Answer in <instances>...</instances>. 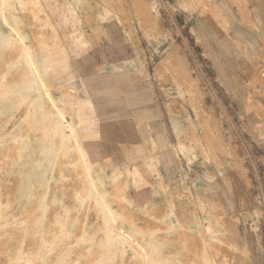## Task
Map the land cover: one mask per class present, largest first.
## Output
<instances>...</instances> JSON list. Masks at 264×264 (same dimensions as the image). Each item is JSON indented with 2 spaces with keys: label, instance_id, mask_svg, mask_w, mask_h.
Masks as SVG:
<instances>
[{
  "label": "rangeland",
  "instance_id": "rangeland-1",
  "mask_svg": "<svg viewBox=\"0 0 264 264\" xmlns=\"http://www.w3.org/2000/svg\"><path fill=\"white\" fill-rule=\"evenodd\" d=\"M221 3L264 44L263 0H0V264L264 263V55Z\"/></svg>",
  "mask_w": 264,
  "mask_h": 264
},
{
  "label": "crops",
  "instance_id": "crops-1",
  "mask_svg": "<svg viewBox=\"0 0 264 264\" xmlns=\"http://www.w3.org/2000/svg\"><path fill=\"white\" fill-rule=\"evenodd\" d=\"M218 7L221 10V13L225 15L226 27L228 28V32H229L227 34L228 39L234 43H240L243 46H245L246 50L250 54L261 53L262 55H264V44L262 42L263 33L260 32L259 35H261L262 37H258L257 34L252 29H249V27H252L251 22L253 23V25H255V27H257L256 22H253V19L251 16V10H249L250 19H248V14L245 11V14H247V18L244 20L240 15L238 16L236 14L237 11L235 9H233L232 7H230L228 5L224 6V4H222V3L219 4ZM256 10H257L256 13L260 14V15L258 14L259 17L262 15L264 16V8H261L260 10H258V9H256ZM117 28L119 29L122 27L118 26ZM258 38H260L259 39L260 42H259ZM123 40H124V38H123ZM217 40H218L216 42V45L218 48L217 54H223V51H222L223 48L228 47L231 49V46H229V45L227 46V44H225L226 43L225 40H222L219 37H217ZM123 43H122V45L124 46ZM221 46H222V48H221ZM256 46H258V48ZM219 60H220L219 61V64H220L219 67L220 66L229 67L230 62L228 59L225 58V56L222 57V55H220ZM219 67L218 68L213 67V71L210 72L214 77L218 76L217 69L219 70ZM121 76L126 77V76H128V74L123 73V74H121ZM222 91H224V90H222ZM262 93H264V91ZM231 105H228V107ZM262 264H264V263H262Z\"/></svg>",
  "mask_w": 264,
  "mask_h": 264
},
{
  "label": "bare ground",
  "instance_id": "bare-ground-1",
  "mask_svg": "<svg viewBox=\"0 0 264 264\" xmlns=\"http://www.w3.org/2000/svg\"><path fill=\"white\" fill-rule=\"evenodd\" d=\"M29 124V123H28ZM122 184V183H121ZM122 186V185H121ZM120 186V187H121ZM167 200V199H166ZM92 207V206H91ZM86 209V208H85ZM210 209V208H209ZM216 210V209H215ZM217 211V210H216ZM146 213H148V212H146ZM234 215V214H233ZM236 215V214H235ZM136 216H138V215H136ZM81 218V217H80ZM138 218H139V216H138ZM145 221L147 220V219H144ZM214 220H215V222H217V223H219V224H222L223 226H225L226 227V224H228L230 227L232 226V228L230 229V230H233V232L235 231V227L234 226H236V225H234V223L232 222V221H230L228 218H226L225 216H217L216 215V217H214ZM83 221V220H82ZM143 221V220H142ZM237 221V220H236ZM148 223V222H147ZM150 224V223H149ZM152 224V223H151ZM238 228V227H237ZM228 229V228H227ZM184 236V235H183ZM222 239V238H221ZM233 239V238H232ZM236 240H237V243L238 244H242V242L236 237L235 238ZM241 239V238H240ZM183 241V240H182ZM234 241V240H233ZM192 242V241H191ZM223 242H224V244L226 243L224 240H223ZM186 243V242H185ZM205 243V242H204ZM229 243V242H228ZM195 244V243H194ZM231 244H232V242H231ZM185 245V244H184ZM211 245H213L212 243H211ZM215 245V244H214ZM213 245V246H214ZM212 246V247H213ZM222 246V245H221ZM224 246V245H223ZM229 247V246H228ZM187 248V247H186ZM214 248H216L215 246H214ZM191 249V248H190ZM214 250V249H213ZM212 250V251H213ZM215 251L217 252V248L215 249ZM215 251H213V252H215ZM222 251V250H221ZM229 251V250H228ZM189 252V251H188ZM220 254H221V252H219ZM223 254V253H222ZM226 254H228V253H226ZM197 255V254H196ZM221 256V255H220ZM199 257V256H198ZM226 257V256H225ZM226 258H228L227 260H231L230 258H229V256L228 257H226ZM195 259H196V257H195ZM197 259H199V258H197ZM215 259H217V258H215ZM222 259H223V257H222ZM234 259V258H233ZM232 259V261L234 262V260ZM221 260V259H220ZM182 261V260H181ZM196 261V260H195ZM222 261V260H221ZM220 261V262H221ZM190 262V261H189ZM188 262V263H189ZM191 262H193V261H191ZM219 262V263H220ZM223 263V262H222ZM232 263V262H231ZM236 263V262H235ZM246 263V262H245Z\"/></svg>",
  "mask_w": 264,
  "mask_h": 264
}]
</instances>
